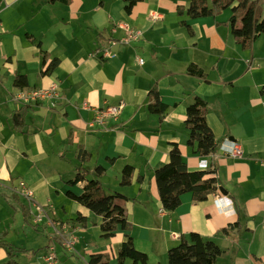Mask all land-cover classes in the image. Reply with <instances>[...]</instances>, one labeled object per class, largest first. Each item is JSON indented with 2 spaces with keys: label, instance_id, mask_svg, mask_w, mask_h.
Masks as SVG:
<instances>
[{
  "label": "crops",
  "instance_id": "0c3cea01",
  "mask_svg": "<svg viewBox=\"0 0 264 264\" xmlns=\"http://www.w3.org/2000/svg\"><path fill=\"white\" fill-rule=\"evenodd\" d=\"M113 1L123 3L116 17L111 14ZM189 5L190 0H141L128 13L123 0H71L67 4L0 0V40L6 60L0 83L8 97L5 103L0 101V200L4 202L0 208L9 202L20 210L26 205L29 211L40 212V207L56 211L53 201L60 200L62 208L87 218L86 224L75 218L62 221L60 234L55 229L48 238L59 240L69 250L64 243L87 227L95 213L66 196L69 188L82 192L86 182L71 187L68 181L79 168L89 170L88 178L96 177L94 170L102 164L106 167L99 176L102 187L128 197L124 207L129 233L135 246L148 254L150 264H163L169 248L192 231L220 245L223 252L218 264H264V36L244 48L227 22L231 8L223 15L193 19L178 14V6L186 10ZM151 14L161 18L152 19ZM120 23L143 29L142 39L116 46L115 58L90 57L111 37L124 34L121 28L112 31ZM137 55L144 58L142 65ZM55 57L59 64L43 74ZM191 63L201 67L205 76L189 74ZM17 74L26 75L28 86L14 84ZM54 82L60 94L55 101L20 103L14 99L22 89ZM154 85L168 105L164 116L148 109ZM195 95L207 100V122L219 143L213 154L204 157L194 154L187 144L185 118ZM119 103L123 106L116 121L109 120L106 127L90 126L96 108ZM22 107L25 125L18 129L13 114ZM174 143L191 171L213 170L206 177H216L218 185L207 200L196 201L185 194L176 210L162 214L155 170L168 162ZM234 146L239 149L236 155L231 153ZM81 149L89 152L83 162L78 155ZM126 165L135 171L131 184L122 186ZM21 182L33 191V203L22 195ZM17 187L20 192L15 191ZM95 215L101 230L102 217ZM225 227L227 232L222 231ZM100 235L105 239L98 252L84 249V253L108 254L117 264L125 231L104 237L101 230ZM51 245H46L43 256ZM26 252H15V259ZM8 260L7 251L0 247V264ZM27 264L42 263L31 258Z\"/></svg>",
  "mask_w": 264,
  "mask_h": 264
},
{
  "label": "trees",
  "instance_id": "16d2710c",
  "mask_svg": "<svg viewBox=\"0 0 264 264\" xmlns=\"http://www.w3.org/2000/svg\"><path fill=\"white\" fill-rule=\"evenodd\" d=\"M71 0H48L53 4L56 2L69 3ZM141 0H123L126 12L130 13L133 6ZM231 8L232 15L227 21L236 40L244 48H250L252 44L264 36V0H190L189 7L185 10L183 6H178L179 15L187 14L190 18L202 16H216L224 9ZM183 24L190 27L185 20ZM192 31V29H190ZM59 58L55 57L43 70V74L49 73L59 64ZM46 64V60L43 61ZM187 72L191 75L204 77L205 71L191 63ZM14 84L24 88L28 86L26 75L17 74ZM25 107L13 114V124L18 129L25 125ZM148 109L152 113L164 116L167 113L168 105L161 99L157 85L149 91ZM208 102L200 95H195L192 102L187 106L185 126L188 129V146L194 154L201 157L213 154L218 146V140L207 122ZM79 158L85 161L89 158V152L85 149L79 151ZM112 162L115 158H109ZM106 171L102 164L98 165L93 178H88L89 170L79 168L75 177L68 181L71 187L79 182H86L82 192L77 193L72 188L67 189V198L77 201L89 208L93 213L102 217L101 230L104 237L115 235L117 230L125 231L126 240L122 243L117 256V264H150L149 256L146 252L139 250L134 243L133 236L129 233L130 222L127 218L125 201L128 197L120 191L106 192L101 184L99 176ZM135 168L126 165L122 170L121 185L131 184ZM213 170H195L188 168L178 144L174 143L169 153V160L164 165L155 170L157 187L160 194L161 204L164 210L174 211L182 202L185 194H190L196 201H205L210 194L217 190L218 180L212 174ZM144 175L138 176V181L142 182ZM27 212L28 207L23 206ZM82 224H86V216L78 213L74 219ZM234 224H231L232 226ZM228 231V227L222 229ZM6 233H4L5 235ZM0 247L4 248L9 256V260L3 264H19L15 259V252L26 251V249L15 248L11 243L3 239L0 234ZM223 249L210 237L203 236L199 232L192 231L182 235L180 242L167 252L169 264H218V257ZM108 254H91L86 264H109ZM161 264V263H157Z\"/></svg>",
  "mask_w": 264,
  "mask_h": 264
},
{
  "label": "rangeland",
  "instance_id": "374dc122",
  "mask_svg": "<svg viewBox=\"0 0 264 264\" xmlns=\"http://www.w3.org/2000/svg\"><path fill=\"white\" fill-rule=\"evenodd\" d=\"M123 3L121 1H113L111 5V14L114 17L122 13ZM230 8L221 11L220 15L224 12H230ZM186 15V14H185ZM219 15V14H218ZM223 15V14H222ZM105 18H108V14H104ZM213 16V15H212ZM217 16V15H216ZM205 17V16H202ZM152 19H160L161 17ZM182 19V18H181ZM222 21H217V24H221ZM226 23V22H225ZM2 46H0V73H4L5 59L2 56ZM0 74V80H1ZM5 87L0 83V101L5 103L8 99L7 95L4 93ZM2 105H0L1 108ZM27 199V198H26ZM5 201V199H3ZM28 201V200H27ZM1 203L2 200H0ZM56 206V211L52 209H47V212H39L35 209L27 212L24 209H17L12 207L9 202L4 204V207L0 208L2 215V222L0 224V231L6 233L4 239L11 243L14 247H23L27 249L26 253H19V260L21 264H27L28 260L31 258H37L42 264H48L44 259L46 245L52 244L56 248V252L59 257V264H86L88 261L89 253L85 254L84 249L93 250L92 253L98 252L101 248V241L105 238L101 237V230L99 222L96 220L97 216L92 214L88 218L87 227L81 228L79 232L75 233L77 236L76 250L69 251L63 246L59 240H49L48 238L52 233L55 232V228L52 225L53 221H71L72 218L76 217V213L71 211L70 208H62V203L60 200L53 201ZM70 203V200H66ZM58 208V210H57ZM59 228V227H58ZM48 251H46L47 254ZM45 254V255H46ZM18 260V258H17ZM18 260V261H19ZM163 264H169L168 258L166 256L161 259ZM109 264H116L115 262H109Z\"/></svg>",
  "mask_w": 264,
  "mask_h": 264
},
{
  "label": "built area",
  "instance_id": "2783aa9c",
  "mask_svg": "<svg viewBox=\"0 0 264 264\" xmlns=\"http://www.w3.org/2000/svg\"><path fill=\"white\" fill-rule=\"evenodd\" d=\"M155 16V18H158V15L151 14V17ZM118 28L124 29V34L121 36H113L109 39L107 45L98 47L92 52H90V57L100 59V60H107L112 59L118 56V51L115 49L116 46L123 45H132L139 40L142 39L144 35V31L141 28H135L130 27L127 24L120 23L117 25V27L113 28V32H116ZM0 32H1V26H0ZM2 45V42L0 40V46ZM137 59L140 65L144 63V58L140 55H137ZM59 86L58 83L54 82L48 87H42V88H30V89H22L19 93H17L14 96V99L17 102L20 103H31V102H37L42 100L50 99L52 101H55L59 97ZM264 91V88H263ZM123 103H119L116 105H109L102 108H96L95 109V116L90 122L91 127L98 126L99 127H106L109 120L116 121L119 118L121 109H122ZM85 107L88 108L89 105L86 103ZM231 153L237 154L239 153V149L237 146H234L231 148ZM261 164L264 168V159L261 160ZM21 187L23 188L22 195L26 196L31 203H33L34 200V193L31 189L27 188L26 183L21 182ZM21 188H16L15 191L20 192ZM40 212L42 213L45 211L44 207H40ZM160 213H164V209L160 211ZM52 225L58 231L60 234V231L58 229V225L64 226V223L62 221H53ZM69 250L74 251L75 250V244H76V237L74 236L71 240L66 241L64 243ZM56 248L54 245H51L49 247L48 253L44 256L45 261L48 264H59V257L56 253ZM87 263V262H86Z\"/></svg>",
  "mask_w": 264,
  "mask_h": 264
},
{
  "label": "water",
  "instance_id": "95a60500",
  "mask_svg": "<svg viewBox=\"0 0 264 264\" xmlns=\"http://www.w3.org/2000/svg\"><path fill=\"white\" fill-rule=\"evenodd\" d=\"M221 191H223L224 193H226V191H225V190H223V189H221Z\"/></svg>",
  "mask_w": 264,
  "mask_h": 264
}]
</instances>
